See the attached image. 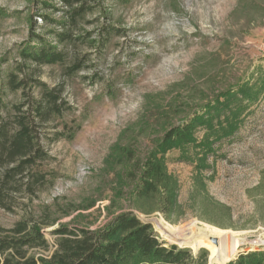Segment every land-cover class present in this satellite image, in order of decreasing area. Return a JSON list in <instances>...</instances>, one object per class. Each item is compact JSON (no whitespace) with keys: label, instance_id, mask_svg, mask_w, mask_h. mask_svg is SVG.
I'll list each match as a JSON object with an SVG mask.
<instances>
[{"label":"rangeland","instance_id":"374dc122","mask_svg":"<svg viewBox=\"0 0 264 264\" xmlns=\"http://www.w3.org/2000/svg\"><path fill=\"white\" fill-rule=\"evenodd\" d=\"M44 2L50 6L41 12L52 22L35 16V33L52 41L65 11L59 0H0V82L21 62L17 54L29 39L31 15ZM87 4L92 10L73 30L76 39L63 46L66 61L35 69L48 86H63L72 107L50 124L79 128L70 139L47 142L50 159L43 167L54 172L53 183L31 199L18 196L12 211L0 208V226L47 222L42 230L52 246L51 231L60 224L95 229L129 210L166 244L192 254L205 250L208 264L218 263L205 247L179 243L168 227L204 223L234 231L242 243L231 260L264 250V0ZM77 58L83 66L69 74ZM245 83L255 85L248 99L239 88ZM19 99V91L5 96ZM195 114L237 128L219 137L197 125L193 143L160 151L164 132ZM206 135L208 145L202 143ZM154 152L171 191L160 186L138 197L130 192V173Z\"/></svg>","mask_w":264,"mask_h":264},{"label":"trees","instance_id":"16d2710c","mask_svg":"<svg viewBox=\"0 0 264 264\" xmlns=\"http://www.w3.org/2000/svg\"><path fill=\"white\" fill-rule=\"evenodd\" d=\"M59 1L65 11L62 20L55 23L58 30L53 40H44L35 33V16L52 22L41 12L50 6L44 2L31 15L29 39L17 54L21 62H15L13 70L0 82V208L7 211L13 210L18 196L31 199L53 183L54 172L43 167L50 159L46 144L61 137L70 139L79 128V125L71 128L64 124L59 129L58 125L50 124L72 107L64 98L63 86H48L35 70L43 64L66 61L68 53L63 46L74 42L73 30L92 10L87 4L89 0ZM82 66V60L77 58L67 72L72 74ZM254 86L247 83L240 86L242 98L253 97ZM36 89L38 94H34ZM18 91V101L5 100L7 93ZM208 109L215 111L210 106ZM212 117V114H195L182 124L171 125L159 138L158 149L164 152L173 146L193 143L197 125L207 128V134H220L219 137L230 135L237 128L236 123L231 122L226 127L215 126ZM205 137L202 143L208 145L207 135ZM150 154L130 173H134L130 192L138 197L151 196L160 186L166 188V194L171 191L169 176L156 158L157 153ZM47 224L26 219L18 220L9 228L0 226V264H208L205 250L192 254L188 248L166 244L157 237L151 224L129 210L113 213L95 229L60 224L51 231L52 246L42 230ZM36 248L49 253L38 255L33 252ZM227 264H264V250L240 252Z\"/></svg>","mask_w":264,"mask_h":264},{"label":"bare ground","instance_id":"6f19581e","mask_svg":"<svg viewBox=\"0 0 264 264\" xmlns=\"http://www.w3.org/2000/svg\"><path fill=\"white\" fill-rule=\"evenodd\" d=\"M168 228L173 238L179 243L187 244L194 249L205 247L209 251V259L218 264H225L230 260L242 243V240L234 235V231L204 223L202 225L190 224L182 229L172 226ZM211 238H215L216 243H213Z\"/></svg>","mask_w":264,"mask_h":264},{"label":"water","instance_id":"95a60500","mask_svg":"<svg viewBox=\"0 0 264 264\" xmlns=\"http://www.w3.org/2000/svg\"><path fill=\"white\" fill-rule=\"evenodd\" d=\"M211 241L213 242V243H216V239L215 238H211ZM231 260V259H230ZM230 260H228V261H230ZM227 261V262H228Z\"/></svg>","mask_w":264,"mask_h":264}]
</instances>
